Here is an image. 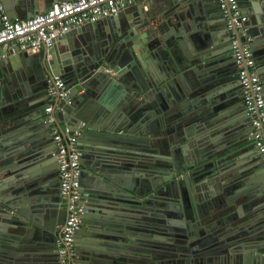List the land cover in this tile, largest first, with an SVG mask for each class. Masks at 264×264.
Returning <instances> with one entry per match:
<instances>
[{
    "label": "water",
    "instance_id": "95a60500",
    "mask_svg": "<svg viewBox=\"0 0 264 264\" xmlns=\"http://www.w3.org/2000/svg\"><path fill=\"white\" fill-rule=\"evenodd\" d=\"M50 2L0 5L25 19ZM236 2L241 26L219 0H143L2 59L0 264H58L67 209L44 121L54 75L68 89L56 125L79 129L77 264H264V155L231 44H249L264 88V0ZM156 206L175 219L163 238L150 232Z\"/></svg>",
    "mask_w": 264,
    "mask_h": 264
},
{
    "label": "built area",
    "instance_id": "2783aa9c",
    "mask_svg": "<svg viewBox=\"0 0 264 264\" xmlns=\"http://www.w3.org/2000/svg\"><path fill=\"white\" fill-rule=\"evenodd\" d=\"M143 0H62L53 1L46 9L25 19L10 18L0 5V59L27 48H51L58 36L72 27H83L102 18L115 15L129 4ZM220 8L230 21L241 26L246 15L236 0H219ZM232 48L238 66V80L242 88L246 115L250 118L252 142L264 155V88L257 74L252 51L247 42L232 38ZM68 95L64 80L54 75L47 81L48 102L44 121L50 125L53 141L58 149L59 190L66 204V218L54 244L58 264H77L74 235L79 229L84 205L80 201V150L77 143L79 129L59 130L54 110L59 99Z\"/></svg>",
    "mask_w": 264,
    "mask_h": 264
},
{
    "label": "flooded vegetation",
    "instance_id": "af4514ba",
    "mask_svg": "<svg viewBox=\"0 0 264 264\" xmlns=\"http://www.w3.org/2000/svg\"><path fill=\"white\" fill-rule=\"evenodd\" d=\"M163 172H164L163 174L161 173L162 177L165 174L167 175V172L166 171H163ZM215 188H217V186H215ZM171 202H173V200L172 201L171 200L170 201L164 200V203L165 204H168V203H171ZM162 209H160V208L157 207V209H151L150 210V214H153V215H150L151 216L150 217V232L154 233V238H163L164 236H162V235L164 233H166L165 232L166 231V225L165 224H167V220H175L173 218L166 217L165 214L163 213ZM189 223H191V222H189ZM197 223H195V221L192 222L191 227L190 228L188 227V229L191 230V229L194 228L195 231H198V227L196 228ZM56 230H60L59 229V226L56 227ZM154 238H150V243L153 242ZM150 249H151V246H150ZM151 259H152V256L150 255V264H152V260ZM167 261L168 260H162V261L160 260V261H158V263L159 264H165Z\"/></svg>",
    "mask_w": 264,
    "mask_h": 264
},
{
    "label": "crops",
    "instance_id": "0c3cea01",
    "mask_svg": "<svg viewBox=\"0 0 264 264\" xmlns=\"http://www.w3.org/2000/svg\"><path fill=\"white\" fill-rule=\"evenodd\" d=\"M53 1H55V0H53ZM163 1V0H162ZM165 1V0H164ZM52 2H50L49 3V5L51 4ZM48 5V6H49ZM153 6V5H152ZM41 8H43L42 10H44L45 8L43 7V4H41V5H37V7H36V9L34 10V7L33 6H31V7H28V10L30 11V13H31V15H33L35 12L34 11H37V10H40ZM91 30H90V32L91 33H93L95 30L94 29H92V28H90ZM98 34H101V30H99L98 31ZM4 59V58H3ZM0 63H2V65L4 66V64H3V62H2V59H0ZM4 68H6L7 69V71H9L10 72V67H9V65L7 64L6 66H4ZM0 72H1V68H0ZM8 72V73H9ZM63 128H64V130L65 129H67V126L66 125H63Z\"/></svg>",
    "mask_w": 264,
    "mask_h": 264
}]
</instances>
